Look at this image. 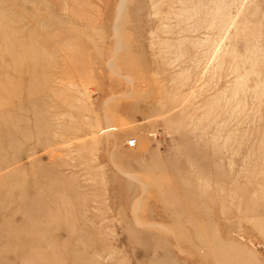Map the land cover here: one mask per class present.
Returning a JSON list of instances; mask_svg holds the SVG:
<instances>
[{
	"label": "rangeland",
	"instance_id": "1",
	"mask_svg": "<svg viewBox=\"0 0 264 264\" xmlns=\"http://www.w3.org/2000/svg\"><path fill=\"white\" fill-rule=\"evenodd\" d=\"M0 264H264V0H0Z\"/></svg>",
	"mask_w": 264,
	"mask_h": 264
},
{
	"label": "bare ground",
	"instance_id": "2",
	"mask_svg": "<svg viewBox=\"0 0 264 264\" xmlns=\"http://www.w3.org/2000/svg\"><path fill=\"white\" fill-rule=\"evenodd\" d=\"M122 1H124V0H122ZM243 4V3H242ZM118 22V21H117ZM119 30V29H118ZM119 38V37H118ZM117 39V38H116Z\"/></svg>",
	"mask_w": 264,
	"mask_h": 264
}]
</instances>
